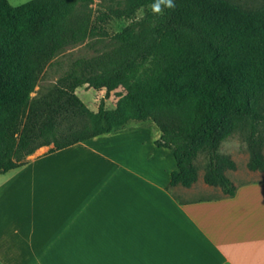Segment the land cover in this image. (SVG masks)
I'll return each instance as SVG.
<instances>
[{
    "label": "trees",
    "instance_id": "trees-1",
    "mask_svg": "<svg viewBox=\"0 0 264 264\" xmlns=\"http://www.w3.org/2000/svg\"><path fill=\"white\" fill-rule=\"evenodd\" d=\"M92 1L33 0L15 7L0 0V173L25 165L27 155L44 144L52 143L48 153L54 152L109 132L131 118L150 117L162 131L156 144L170 148L178 163L172 186H191L198 180L196 158L205 150L206 182L234 194L237 185L226 170L237 168V162L221 153L220 146L247 124L251 167L264 169L257 137L264 123L258 106L264 75L257 73L246 89L244 84L239 88L233 72H228L231 63L264 70V5L249 9L233 0H173L175 7L156 20L150 13L138 15L140 8L156 0H126L125 6L111 7L108 15L81 13L80 8ZM107 17L129 21L116 36L119 44L105 55L79 60L60 78L50 99L30 100L42 65L65 45L96 34L99 20ZM200 80L208 81L214 91L194 88ZM85 83L97 90L106 88L97 111L76 92ZM121 86L129 94L116 108H108L106 98ZM187 101L190 113L181 121L153 113L156 106ZM76 115L89 117L90 122L70 125ZM64 125L70 130L63 132Z\"/></svg>",
    "mask_w": 264,
    "mask_h": 264
},
{
    "label": "crops",
    "instance_id": "crops-1",
    "mask_svg": "<svg viewBox=\"0 0 264 264\" xmlns=\"http://www.w3.org/2000/svg\"><path fill=\"white\" fill-rule=\"evenodd\" d=\"M146 122L159 127L131 118L0 173L13 175L0 178V264H264V175L233 178L234 194L200 174L172 186L176 157ZM117 132L122 140L109 149L118 154L88 168L94 174L49 178ZM39 163L30 178H15Z\"/></svg>",
    "mask_w": 264,
    "mask_h": 264
},
{
    "label": "rangeland",
    "instance_id": "rangeland-1",
    "mask_svg": "<svg viewBox=\"0 0 264 264\" xmlns=\"http://www.w3.org/2000/svg\"><path fill=\"white\" fill-rule=\"evenodd\" d=\"M33 0H9V2L15 6L19 7L27 2ZM245 8L254 9L264 5V0H233ZM125 6L126 0H93L88 6L81 7V13L86 11L92 12L93 15L96 14H109L111 7ZM162 10L157 12L154 10V5L151 4L147 7H142L138 11V15H144L146 13L152 14L156 20H161L165 17L167 12L166 6H161ZM129 21L124 18H109L107 17L103 22L99 20L98 31L96 34L88 36L86 39L71 42L65 45L63 48L57 50L53 58L47 63L43 64L41 69L36 74L34 80V88L30 94V100L34 99H50L52 92L57 88L60 78L69 70H71L79 60H91L99 56L105 55L111 52L118 44L117 34L122 31ZM104 30V31H101ZM109 32L104 34L103 32ZM229 73L233 72L234 82L238 84L239 88L244 87L250 89V80L257 73L264 75V70L260 66H239L234 63L229 64ZM244 67V68H243ZM240 79H239V78ZM233 78V77H232ZM242 80V81H241ZM255 80V79H254ZM238 81V83H237ZM258 81V80H257ZM243 82V83H242ZM259 82V81H258ZM261 84V82H260ZM194 88L200 91H214L212 90V85L208 81L200 80L195 84ZM76 92L83 98V100L95 111L99 109L101 100L106 96L107 91L105 89L97 90L93 87H88V84H81L76 88ZM129 94V89L121 86L111 93L106 98V105L110 109H114L119 105V102ZM160 99L158 98L157 101ZM258 106L261 111L264 112V87H261L259 93ZM189 102L183 104H177L173 107H163L160 108L156 106L153 109V113L159 114L163 119L167 117H173L177 120H182L186 118L190 111ZM41 115L44 116L45 112L41 111ZM89 117L73 116L71 124L74 127L84 125L89 123ZM64 125L63 132L70 130V126ZM143 127L148 131L149 134L154 135L156 131L160 132V128L157 125L146 122ZM258 138L261 139L262 150L264 153V123L259 126ZM122 140L121 133L117 132L112 137L103 138L95 140L88 144L83 150L81 155L73 160L68 166L64 165L60 172L56 175H50L49 178H86L95 173L88 168L97 167V165H103L105 163L111 162L109 156H116L118 154L117 150L109 149L110 144H117ZM49 145L44 144L37 147L34 154L27 155L26 159L34 158L39 154L46 153L49 149ZM220 152L223 154H228L234 158L237 162V168H227L231 179L236 180L237 178H253L256 175L263 174V168H253L251 167L252 151H251V129L249 124L239 126L230 136L225 138L220 146ZM31 155V156H30ZM45 160V164L50 162L54 158L52 155H48ZM208 163V156L205 150L200 151L196 158V164L199 167V174L204 175ZM41 164H35V168H21L22 171H16L14 173L15 178H30L33 173H38ZM25 169V170H23ZM13 175L4 176L0 178H13ZM203 180V178H202ZM233 180V181H234Z\"/></svg>",
    "mask_w": 264,
    "mask_h": 264
},
{
    "label": "clouds",
    "instance_id": "clouds-1",
    "mask_svg": "<svg viewBox=\"0 0 264 264\" xmlns=\"http://www.w3.org/2000/svg\"><path fill=\"white\" fill-rule=\"evenodd\" d=\"M162 5L166 6L167 8L175 7L173 0H156V3L154 4V10L160 12L162 10Z\"/></svg>",
    "mask_w": 264,
    "mask_h": 264
}]
</instances>
